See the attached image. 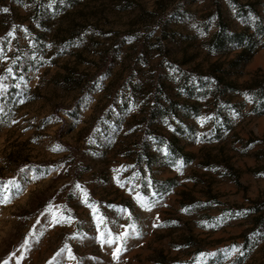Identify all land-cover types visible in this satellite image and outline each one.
Wrapping results in <instances>:
<instances>
[{
	"label": "rangeland",
	"instance_id": "rangeland-1",
	"mask_svg": "<svg viewBox=\"0 0 264 264\" xmlns=\"http://www.w3.org/2000/svg\"><path fill=\"white\" fill-rule=\"evenodd\" d=\"M49 5L0 0V264H264V0Z\"/></svg>",
	"mask_w": 264,
	"mask_h": 264
},
{
	"label": "snow or ice",
	"instance_id": "snow-or-ice-1",
	"mask_svg": "<svg viewBox=\"0 0 264 264\" xmlns=\"http://www.w3.org/2000/svg\"><path fill=\"white\" fill-rule=\"evenodd\" d=\"M52 2H54V0H50V5H49V7L51 6V3H52ZM60 2L63 3L64 0H60ZM8 11H9L8 8H0V12L7 13ZM194 27H195V25H194ZM200 34H201V35H204L203 32H201ZM7 35H8V36H12L13 33L10 31V32L7 33ZM11 71H12L11 68L6 69V72H7L9 75L11 74ZM173 71H175V69H173ZM0 79H3V77H0ZM4 88H6V85H2V84H0V90H2V89H4ZM0 94H2V91H0ZM247 98H248V97L246 96V99H247ZM250 102H251V101H250ZM197 119H198L199 122L203 123V118H197ZM149 139H152V137H149ZM177 164H179V161H177ZM9 183H11V181H9V182H5V185H4V188H5V189H7ZM75 187L81 191L83 197L86 199V198H87V193L81 188V186H80L79 184H77V185H75ZM6 200H7V196L5 195V196L3 197V201H6ZM3 201H0V202H3ZM141 206H142V207H147L146 204H142ZM47 210H48V209H45V211H47ZM92 211H93V213H96V208H95L94 206H92ZM42 215H43V213H42ZM101 219H102V218H101ZM68 221L71 222V218H68ZM132 227L134 228L135 226L133 225ZM98 231H99V226H98ZM128 235H129L128 232H121L118 236L115 237L116 245H115V248L112 250V258H113L114 260L117 258L119 251H121V249H122V244H123V242L127 239V236H128ZM97 239L100 240L101 243H105V242H106V243H108L109 245H111V244H112V241H113V236H112L111 233H109V234H108L107 241L101 240L99 236L97 237ZM25 244H27V239L25 240ZM65 247H67V246H65ZM231 251L236 252V251H238V250H237L236 248L233 247ZM199 255H200L201 257H203V256L211 257V256H214L215 253H200ZM69 258H72L70 252H69ZM3 264H6V262H3Z\"/></svg>",
	"mask_w": 264,
	"mask_h": 264
},
{
	"label": "trees",
	"instance_id": "trees-1",
	"mask_svg": "<svg viewBox=\"0 0 264 264\" xmlns=\"http://www.w3.org/2000/svg\"><path fill=\"white\" fill-rule=\"evenodd\" d=\"M172 148V147H171ZM173 149V152H176V149L175 148H172ZM172 152V151H171Z\"/></svg>",
	"mask_w": 264,
	"mask_h": 264
}]
</instances>
